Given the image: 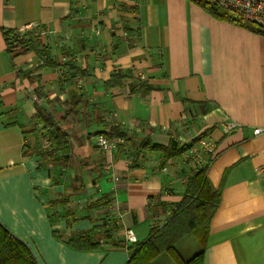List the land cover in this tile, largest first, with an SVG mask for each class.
I'll use <instances>...</instances> for the list:
<instances>
[{
	"label": "crops",
	"instance_id": "0c3cea01",
	"mask_svg": "<svg viewBox=\"0 0 264 264\" xmlns=\"http://www.w3.org/2000/svg\"><path fill=\"white\" fill-rule=\"evenodd\" d=\"M4 29L38 35L57 62H76L85 76L68 81L65 68H47L30 82L26 75L44 59L34 52L11 57ZM118 72L128 75L107 88ZM36 103L71 135L64 164L39 154L48 142L33 121ZM228 121L239 128L226 132ZM263 125L264 34L190 0H0V222L38 264H127L129 251L111 240L132 245L129 230L138 242L147 239L206 163L222 197L204 264H264V134H254ZM111 127L129 139H115L107 151L96 137ZM144 140H175L190 150L161 166ZM109 194L110 206L89 208ZM56 200L68 203L52 206ZM105 221L121 227L111 239L100 229ZM93 232L101 251L65 244Z\"/></svg>",
	"mask_w": 264,
	"mask_h": 264
},
{
	"label": "trees",
	"instance_id": "16d2710c",
	"mask_svg": "<svg viewBox=\"0 0 264 264\" xmlns=\"http://www.w3.org/2000/svg\"><path fill=\"white\" fill-rule=\"evenodd\" d=\"M201 6L208 13L219 20L228 21L248 28L256 33L264 34V29L257 24L239 16L232 10L224 7L219 2L214 0H190ZM3 36L7 46V52L11 57L19 56L23 53L34 52L39 58L44 59L35 70L28 72L26 77L32 83L40 79V74H35V71L41 73L45 69L65 68L66 80L82 78L85 76V71L78 68L76 62L68 61L66 63L57 62L51 55V49L46 46H41L37 38L29 33H21L15 30H3ZM21 77L22 73L19 74ZM128 73H114L111 80L105 83L107 88L120 85L122 80ZM136 86L132 87V91H136ZM36 94L39 101L46 98L44 89L39 86L36 89ZM36 125H41L46 132V140L48 147L45 151H40L39 154L44 158H51L56 164H64L72 157L73 144L71 135L66 132L61 124L56 120L54 112L48 111L43 105L36 103V114L33 117ZM109 139H129L128 133L120 127H111L110 132H103ZM201 138L197 140L199 142ZM200 143V142H199ZM143 149L149 147L154 152L160 155V165L164 166L168 162L181 158L185 152L190 150V146L181 145L180 142L172 140L169 146H159L153 144L150 140H144L141 144ZM136 163V159L134 158ZM206 166L196 170L186 181V191L182 200L172 207L171 213L167 216L166 221L160 225L151 228L147 239L137 242L132 245H127L125 241L111 240L113 248H127L130 253V259L127 264H152L163 252L168 253L175 264H204L205 251L208 245V237L210 232L211 221L216 214L222 197V189L212 190L208 180V167ZM98 172V171H97ZM103 170L98 173L101 178ZM96 183V181H95ZM66 204L67 200H56L51 204ZM113 203L112 195L102 197L100 200L89 205L91 209L100 210L106 208ZM104 230V238L111 239L113 234L118 232L121 227L119 224H114L105 221L100 228ZM99 229V230H100ZM96 231V230H95ZM192 234L201 245V249L190 259H184L181 253L177 250L176 244L182 238ZM53 235L61 239L57 230H53ZM70 248L78 251H101L103 244L100 241V236L95 233L82 234L78 233L72 238L65 241ZM0 264H38L30 247L22 240L11 234L0 222Z\"/></svg>",
	"mask_w": 264,
	"mask_h": 264
},
{
	"label": "built area",
	"instance_id": "2783aa9c",
	"mask_svg": "<svg viewBox=\"0 0 264 264\" xmlns=\"http://www.w3.org/2000/svg\"><path fill=\"white\" fill-rule=\"evenodd\" d=\"M219 2L224 7L237 13L239 16L257 24L260 28L264 29V0H214ZM239 125L235 122L228 121L225 125V131L230 132L238 129ZM254 134H264V125L254 129ZM97 145L104 150H113L117 147L118 141L109 140L104 135H99L96 137ZM123 141V140H121ZM201 146H206V142H201ZM199 153L200 148L195 150ZM127 242L130 244H135L138 239L132 230L127 232Z\"/></svg>",
	"mask_w": 264,
	"mask_h": 264
},
{
	"label": "rangeland",
	"instance_id": "374dc122",
	"mask_svg": "<svg viewBox=\"0 0 264 264\" xmlns=\"http://www.w3.org/2000/svg\"><path fill=\"white\" fill-rule=\"evenodd\" d=\"M32 36L37 38V41L41 44V46H46L45 40L40 41L38 38L39 36L36 34H32ZM51 49H52L51 51L53 55L54 48L51 47ZM176 248L181 253L182 257L187 260L193 257L196 253L200 251L201 245L196 240V238L192 234H190L189 236H186L182 238L181 240H179L178 243L176 244ZM152 263L153 264H175L171 256L166 252H163Z\"/></svg>",
	"mask_w": 264,
	"mask_h": 264
}]
</instances>
